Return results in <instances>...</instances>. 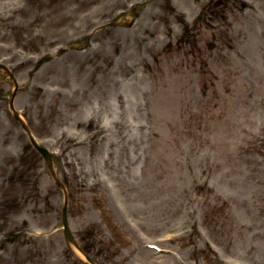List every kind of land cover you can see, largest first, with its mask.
Listing matches in <instances>:
<instances>
[{"label": "rangeland", "instance_id": "rangeland-1", "mask_svg": "<svg viewBox=\"0 0 264 264\" xmlns=\"http://www.w3.org/2000/svg\"><path fill=\"white\" fill-rule=\"evenodd\" d=\"M243 1L0 0L15 107L97 263L264 264V0ZM15 89L0 68V264H90Z\"/></svg>", "mask_w": 264, "mask_h": 264}, {"label": "bare ground", "instance_id": "bare-ground-1", "mask_svg": "<svg viewBox=\"0 0 264 264\" xmlns=\"http://www.w3.org/2000/svg\"><path fill=\"white\" fill-rule=\"evenodd\" d=\"M235 5H238L239 10H240L241 13L244 10L250 11V10L254 9V5H251V3H249V2L248 3L244 2L243 0H237V3ZM62 26H63V24H62ZM56 42H58L59 44H64L66 42H69V36L66 35L63 38L57 39ZM62 50L63 49L60 48V51H62ZM67 54L71 55V56H74V57H77V58L83 57V56H80L78 54V52L72 51V50H69L67 52ZM84 61H85V58H82L81 62L84 63ZM101 70H103V69L101 68ZM109 77H110V80L103 78L101 82H98V84L99 85H105L106 83H109L111 81L113 82V84H116L115 83V72H112V69L110 70ZM136 87H137L136 84L132 83L131 86H130V90L132 91V89H133V92H134L135 89L137 90ZM131 91H130L129 94H126L124 92H123L124 93L123 94L119 90H115L114 97H115L116 101L119 104V106H118L119 108H121L125 104L126 101L134 102L133 100L135 99V97H134V95H133V93ZM133 97H134V99H133ZM115 122L117 123L118 120L116 119ZM132 122L135 123L134 121H132ZM77 127H82L84 130L89 131L88 137L91 140L100 142L102 139H106L104 136H102V134L100 136V133H101L103 127L101 128L98 125V121L96 120V118L94 116L88 117L86 121H78L77 122ZM95 128H96V130H95ZM66 140L69 142L71 147H74V145L79 143L78 140L76 138L72 137V136H68V138ZM105 152L109 153L108 149L106 147L102 146L99 149V152H98L99 155H96V157L102 156V154H104Z\"/></svg>", "mask_w": 264, "mask_h": 264}, {"label": "water", "instance_id": "water-1", "mask_svg": "<svg viewBox=\"0 0 264 264\" xmlns=\"http://www.w3.org/2000/svg\"><path fill=\"white\" fill-rule=\"evenodd\" d=\"M11 107L12 109L14 110V106L11 102ZM23 126L24 128L26 129V131L28 132V134L30 135L35 147L37 148V150L44 156V158L46 159L47 163H48V167L52 173V175L54 176V178L56 179L58 185H60L61 187L64 188V186L60 183V181L57 179L56 177V174L54 172V169H53V162H52V157L50 156L48 150L46 148H43V147H40L37 143H35L34 139L32 138V135L30 133V130L29 128L26 126V124L23 123ZM63 222H64V226H65V229H64V234L65 236L67 237V239L73 243L76 247H78V244L75 242L71 232H70V228H69V225H68V220H67V205H65L64 209H63ZM88 260L90 261V259L88 258Z\"/></svg>", "mask_w": 264, "mask_h": 264}]
</instances>
